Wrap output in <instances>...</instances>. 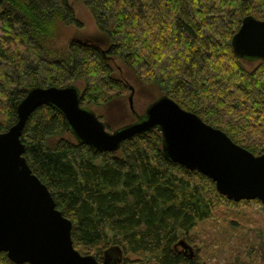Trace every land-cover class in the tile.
<instances>
[{"label": "trees", "instance_id": "trees-1", "mask_svg": "<svg viewBox=\"0 0 264 264\" xmlns=\"http://www.w3.org/2000/svg\"><path fill=\"white\" fill-rule=\"evenodd\" d=\"M82 1L105 42L59 43L65 27L81 23L70 0H0V132L17 122L18 103L38 86L77 85L87 108L122 102L133 92L127 69L155 89L148 105L168 95L264 152V59L241 57L232 43L245 17L264 19V0ZM137 111L129 108L124 121L145 114ZM21 139L33 172L72 221L75 248L97 264L105 256L107 264H218L225 256L226 264L247 256L264 264V203L229 199L210 177L168 158L159 128L100 151L46 103L30 114ZM216 225L227 233L213 242L216 251L192 257L178 245L219 233ZM0 264L29 263L0 251Z\"/></svg>", "mask_w": 264, "mask_h": 264}, {"label": "water", "instance_id": "water-1", "mask_svg": "<svg viewBox=\"0 0 264 264\" xmlns=\"http://www.w3.org/2000/svg\"><path fill=\"white\" fill-rule=\"evenodd\" d=\"M232 43L241 57L264 59V19L245 17ZM46 103L63 112L78 140L100 151L115 152L136 134L159 128L168 158L210 177L229 199L264 203V152L257 155L236 143L168 95L152 101L137 121L108 131L94 111L81 105L77 85L38 86L18 103L17 122L0 132V251L16 263H98L94 254L75 248L72 221L56 206L48 186L24 156V126L30 114ZM178 245L194 256L189 242L181 239Z\"/></svg>", "mask_w": 264, "mask_h": 264}, {"label": "rangeland", "instance_id": "rangeland-1", "mask_svg": "<svg viewBox=\"0 0 264 264\" xmlns=\"http://www.w3.org/2000/svg\"><path fill=\"white\" fill-rule=\"evenodd\" d=\"M70 2L72 3L76 15L81 23L71 24L65 27L61 32L59 43L65 44L71 38H92L97 36H100L99 39L102 42H105L106 39H104V36H102L105 35L104 32H102L96 26L92 14L89 12L83 1L70 0ZM123 74L126 75L133 84L132 105L135 108V110L139 111V112L137 111L139 113V116L140 114L143 115L146 111V107L148 106V103L150 102V99L153 97L154 94H156L155 89L149 86L142 85L141 83L137 82L135 79H133V76H131V72L127 69L123 70ZM129 108H131L130 94H128L122 102H115L107 107H89V109L94 111L96 114H103L106 118H108L109 121L112 122L114 129L120 128L129 123L137 121L135 120L136 117L124 121V118H126L125 115L129 112ZM101 120L103 122H106V119L104 117H102ZM114 129L112 128L107 130L113 131ZM213 228L218 230L219 233L215 231L212 233L211 231L208 230L207 233H205L203 237L199 238L197 241V243L198 242L203 243V245H201L200 247L198 246L197 243L194 242L190 243L193 247L194 252L200 250V253L208 254L213 251H216V249L213 246V242L215 240H220L222 238L227 237V233H224V229H222L223 228L222 226L216 225ZM221 231L222 233H220ZM252 241L253 243H256L258 240L256 241L252 240ZM226 262H227V256L222 257V259L219 261L218 264H226ZM228 264H234V262L229 261ZM235 264H250V258L249 256L244 257L242 261H236Z\"/></svg>", "mask_w": 264, "mask_h": 264}, {"label": "flooded vegetation", "instance_id": "flooded-vegetation-1", "mask_svg": "<svg viewBox=\"0 0 264 264\" xmlns=\"http://www.w3.org/2000/svg\"><path fill=\"white\" fill-rule=\"evenodd\" d=\"M180 248H183V247H180ZM184 251H185V252H188V251H189V249H185Z\"/></svg>", "mask_w": 264, "mask_h": 264}]
</instances>
